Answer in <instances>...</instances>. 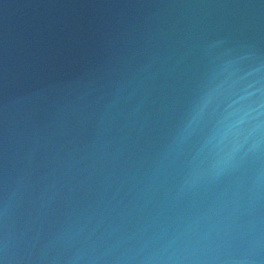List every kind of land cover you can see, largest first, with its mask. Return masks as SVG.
<instances>
[{"label": "water", "instance_id": "obj_1", "mask_svg": "<svg viewBox=\"0 0 264 264\" xmlns=\"http://www.w3.org/2000/svg\"><path fill=\"white\" fill-rule=\"evenodd\" d=\"M4 264H264V0H0Z\"/></svg>", "mask_w": 264, "mask_h": 264}, {"label": "snow or ice", "instance_id": "obj_2", "mask_svg": "<svg viewBox=\"0 0 264 264\" xmlns=\"http://www.w3.org/2000/svg\"><path fill=\"white\" fill-rule=\"evenodd\" d=\"M0 264H4V262L2 260H0Z\"/></svg>", "mask_w": 264, "mask_h": 264}]
</instances>
